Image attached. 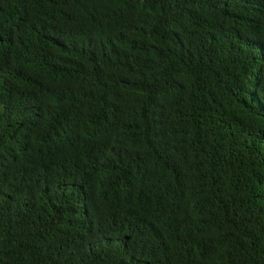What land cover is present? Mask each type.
Listing matches in <instances>:
<instances>
[{
	"label": "trees",
	"instance_id": "trees-1",
	"mask_svg": "<svg viewBox=\"0 0 264 264\" xmlns=\"http://www.w3.org/2000/svg\"><path fill=\"white\" fill-rule=\"evenodd\" d=\"M0 264H264V0H0Z\"/></svg>",
	"mask_w": 264,
	"mask_h": 264
}]
</instances>
